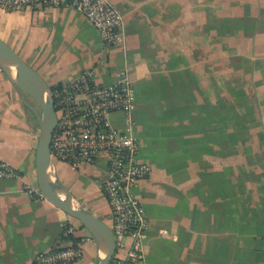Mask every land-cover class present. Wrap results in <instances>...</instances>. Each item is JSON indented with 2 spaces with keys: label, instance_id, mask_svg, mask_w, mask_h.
<instances>
[{
  "label": "crops",
  "instance_id": "obj_1",
  "mask_svg": "<svg viewBox=\"0 0 264 264\" xmlns=\"http://www.w3.org/2000/svg\"><path fill=\"white\" fill-rule=\"evenodd\" d=\"M107 1L123 17L117 46L66 7L0 9V38L49 85L86 69L100 83L123 70L137 84L129 117L151 171L133 192L148 218L136 264H264V59L252 57L264 42V0ZM38 137L35 116L0 72V161L21 174L0 179V264H34L38 252L71 245L65 224L82 249L70 264H97L79 222L30 191ZM55 169L110 225L106 153Z\"/></svg>",
  "mask_w": 264,
  "mask_h": 264
},
{
  "label": "built area",
  "instance_id": "obj_2",
  "mask_svg": "<svg viewBox=\"0 0 264 264\" xmlns=\"http://www.w3.org/2000/svg\"><path fill=\"white\" fill-rule=\"evenodd\" d=\"M42 7H66L82 13L107 47L122 40V14L107 0H0V9L5 11ZM51 91L56 117L50 141L53 161L76 166L92 163L100 152L106 153L108 176L102 190L111 213L115 243L109 264L141 262L148 218L133 192L151 169L139 160V141L132 133L129 114L135 101L133 84L123 70L114 82L106 84L95 79L93 69H86L71 81L55 84ZM115 113L123 115L120 127L111 122ZM20 175L13 166L0 161V179ZM30 191L42 197L38 189ZM69 233L71 230L63 226V235ZM81 256V247L71 244L38 252L33 262L70 264Z\"/></svg>",
  "mask_w": 264,
  "mask_h": 264
},
{
  "label": "water",
  "instance_id": "obj_3",
  "mask_svg": "<svg viewBox=\"0 0 264 264\" xmlns=\"http://www.w3.org/2000/svg\"><path fill=\"white\" fill-rule=\"evenodd\" d=\"M0 70L19 90L23 104L37 120L39 137L35 152V175L41 196L77 220L96 243L97 264H109L115 247L110 226L84 209L56 173L50 153V141L56 122L51 86L1 38Z\"/></svg>",
  "mask_w": 264,
  "mask_h": 264
},
{
  "label": "rangeland",
  "instance_id": "obj_4",
  "mask_svg": "<svg viewBox=\"0 0 264 264\" xmlns=\"http://www.w3.org/2000/svg\"><path fill=\"white\" fill-rule=\"evenodd\" d=\"M264 46V42L262 43V44H257V46H255L254 48H253V52H252V57L253 58H257V63H258V61H260L261 59H264V52L263 51H261V47L260 46ZM114 46H117V44H115V45H112V46H110V47H114ZM107 48H109V47H107ZM131 78V77H130ZM132 79V78H131ZM102 83H110V82H102ZM134 84V86H136L137 87V84L136 83H133ZM50 86L51 87H53L54 85L53 84H50ZM115 114H118V117H115V115H114V120L115 121H117V123L119 124V125H121L122 124V120H123V115L121 114V113H115ZM112 116V115H111ZM117 125V124H116ZM120 127V126H119ZM143 148V147H142ZM56 163H63V162H59V161H55V164ZM101 166L102 165H98L97 166V170H99V172L101 171ZM81 170V169H80ZM140 181H142V180H140ZM139 181V182H140ZM110 226V225H109Z\"/></svg>",
  "mask_w": 264,
  "mask_h": 264
},
{
  "label": "trees",
  "instance_id": "obj_5",
  "mask_svg": "<svg viewBox=\"0 0 264 264\" xmlns=\"http://www.w3.org/2000/svg\"><path fill=\"white\" fill-rule=\"evenodd\" d=\"M65 226L68 227L67 224H65ZM67 237L72 241V245L74 247H77L79 245V241H80L79 237H74L72 233L68 234Z\"/></svg>",
  "mask_w": 264,
  "mask_h": 264
}]
</instances>
